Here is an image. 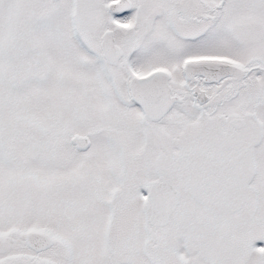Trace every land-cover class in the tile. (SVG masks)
Returning <instances> with one entry per match:
<instances>
[{
    "label": "snow or ice",
    "instance_id": "6c2138e0",
    "mask_svg": "<svg viewBox=\"0 0 264 264\" xmlns=\"http://www.w3.org/2000/svg\"><path fill=\"white\" fill-rule=\"evenodd\" d=\"M0 264H264V0H0Z\"/></svg>",
    "mask_w": 264,
    "mask_h": 264
}]
</instances>
